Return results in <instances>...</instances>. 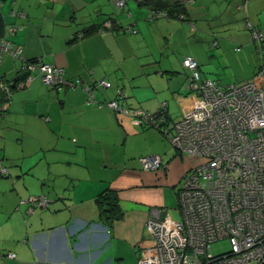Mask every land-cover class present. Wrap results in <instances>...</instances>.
I'll return each mask as SVG.
<instances>
[{"label": "crops", "instance_id": "crops-1", "mask_svg": "<svg viewBox=\"0 0 264 264\" xmlns=\"http://www.w3.org/2000/svg\"><path fill=\"white\" fill-rule=\"evenodd\" d=\"M137 1L0 0V42L15 27L9 40L23 48V59L0 60V90L10 94L0 103L8 168L0 175V264H139L154 245L148 219L154 209L174 218L172 189L179 194L191 166L161 129L131 112L165 108L172 126L193 108L189 55L203 77L223 84L264 68V42L250 25L264 35V0H182L187 14L177 18H151ZM32 59L63 68L64 81L49 85L38 69L26 71ZM113 100L128 112L108 106ZM150 154L162 157L160 169L143 168ZM105 189L122 210L110 227L97 202ZM32 195L51 203L34 206Z\"/></svg>", "mask_w": 264, "mask_h": 264}, {"label": "built area", "instance_id": "built-area-1", "mask_svg": "<svg viewBox=\"0 0 264 264\" xmlns=\"http://www.w3.org/2000/svg\"><path fill=\"white\" fill-rule=\"evenodd\" d=\"M125 4L118 0L121 7ZM167 15L168 11L153 10L149 17ZM250 25L261 47L264 35ZM16 31L11 27L2 37L0 60L6 55L23 59V48L8 37ZM183 64L191 70L188 85L198 99L173 127L165 124V108L131 113L137 122L161 129L181 154L204 161L190 168L178 190V219L154 209L147 221L154 245L139 264H264V68L249 80L223 84L203 77L193 56H186ZM24 69H38L49 85L64 81V69L48 62L26 60ZM99 84L111 85L105 79ZM108 106L128 112L117 100ZM140 161L146 170L163 165L157 154ZM7 173L0 160V174ZM29 202L46 208L51 198L32 195ZM223 237L230 239V251L215 254L212 243Z\"/></svg>", "mask_w": 264, "mask_h": 264}, {"label": "trees", "instance_id": "trees-1", "mask_svg": "<svg viewBox=\"0 0 264 264\" xmlns=\"http://www.w3.org/2000/svg\"><path fill=\"white\" fill-rule=\"evenodd\" d=\"M140 3L150 6L151 10L154 11L155 10L168 11V15L166 17L169 18L172 17L177 18L181 16L184 17L187 14V7L185 6L182 0H140ZM31 61L34 62L37 60L32 59ZM9 99H10V94L8 92L5 93V89H1L0 103L6 102ZM97 202L103 222L110 227L113 221L122 215V210L119 205V197L117 193L111 189H105L103 192L99 194Z\"/></svg>", "mask_w": 264, "mask_h": 264}, {"label": "rangeland", "instance_id": "rangeland-1", "mask_svg": "<svg viewBox=\"0 0 264 264\" xmlns=\"http://www.w3.org/2000/svg\"><path fill=\"white\" fill-rule=\"evenodd\" d=\"M136 4H138V1L137 0H133ZM200 27L202 28H206L207 31L209 29H211V27L208 25V24H204V23H201L200 24ZM193 32V31H192ZM191 33V31H190ZM203 37L206 36V33L201 31L200 33ZM176 120V119H175ZM174 124L170 127H173ZM142 139V138H141ZM143 140V139H142ZM142 140H135L132 145H135V148L136 147H146V143L147 141H144L142 142ZM170 141V140H169ZM171 142V141H170ZM172 144V143H171ZM173 145V144H172ZM189 158L186 159V163L187 165L191 166V167H194L195 165L201 163L204 161L203 158L199 157V156H195V157H192V156H187ZM185 182V179L183 178V180L181 181L180 185L178 186V188H181L183 186ZM168 206H171L170 208L171 209V213L173 214L174 218H179V215H180V212H178L179 210L176 209L178 207V195L176 194L175 190L172 189V199H171V202L168 203ZM230 239L227 238V237H223V238H220V240H217L215 242L212 243V249L214 251L215 254H221V252H228L230 251ZM133 262V261H132Z\"/></svg>", "mask_w": 264, "mask_h": 264}, {"label": "clouds", "instance_id": "clouds-1", "mask_svg": "<svg viewBox=\"0 0 264 264\" xmlns=\"http://www.w3.org/2000/svg\"><path fill=\"white\" fill-rule=\"evenodd\" d=\"M264 42V41H263Z\"/></svg>", "mask_w": 264, "mask_h": 264}]
</instances>
